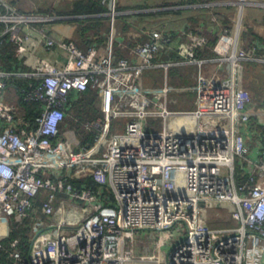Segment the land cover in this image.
I'll return each instance as SVG.
<instances>
[{
    "label": "built area",
    "instance_id": "built-area-1",
    "mask_svg": "<svg viewBox=\"0 0 264 264\" xmlns=\"http://www.w3.org/2000/svg\"><path fill=\"white\" fill-rule=\"evenodd\" d=\"M100 2L109 17L106 42L83 48L31 28L49 16L0 0V45L10 42L18 62L10 70L0 65V215L30 216L35 197L45 196L27 261L15 264H264V144L254 153L245 136L252 116L264 124V109L252 108L249 91L236 83L239 61L252 59L259 42L246 44L240 4L211 57L198 55L201 31L173 37L151 29L145 39L119 42L126 54L117 58L118 0ZM161 51L176 59L156 62ZM174 63L197 66L193 109L169 104ZM155 66L163 81L147 91L140 78ZM10 76L34 79L21 96L39 105L32 119L6 99ZM88 89L101 110L90 123L97 133L75 149L59 127L71 94ZM86 175L101 189L67 182ZM216 220L224 224H210Z\"/></svg>",
    "mask_w": 264,
    "mask_h": 264
},
{
    "label": "trees",
    "instance_id": "trees-1",
    "mask_svg": "<svg viewBox=\"0 0 264 264\" xmlns=\"http://www.w3.org/2000/svg\"><path fill=\"white\" fill-rule=\"evenodd\" d=\"M18 0H11V3L17 6ZM196 2L207 1V0H194ZM210 1V0H208ZM213 1V0H211ZM47 5H43L37 7L33 10H30V6L28 8L20 7V11L24 13H32L44 16H50L48 20L45 21H36L31 22L30 26L34 30H38L39 27L44 26L48 34H52V27H49L50 23L52 24H72L78 27L79 34L73 35L71 38H67L65 40H72L78 46L86 48L89 45L93 44H105L108 31H109V17L105 14L106 6L100 2V0H70V2L65 3L67 6L55 8L53 4L46 3ZM119 10L122 11L121 6H118ZM29 9V11H26ZM199 9V8H198ZM201 9H205L202 13L201 17L212 23L221 22L222 25H227L230 23V15L225 13H220L219 5L217 4H208ZM177 15H180L182 10H176ZM159 12H151L139 15V18L142 17H152L157 15ZM166 13V12H163ZM58 16H63L59 18ZM194 15L184 16L183 20H191L196 21L194 19ZM119 22L122 21L123 24L120 25V30L123 32L125 29L131 26V23L128 22L124 14L118 15ZM144 19V18H143ZM127 22V23H126ZM139 22V21H138ZM139 26V25H137ZM166 27V26H165ZM163 26H160L159 29L162 30L166 34H170L171 36L175 37L178 36L176 34H171L167 31ZM197 31V30H196ZM124 33V32H123ZM249 32H245V36H247ZM218 33H212L211 35L207 34V42L205 44V49L198 51V55L207 58L214 55L211 48L215 43ZM251 34V33H249ZM125 35L121 34L118 40L114 42V53L115 56L118 58L120 56H124L126 51L121 49L119 46V42L125 40ZM255 41V37L252 36L248 45ZM261 43L264 42V39L259 40ZM125 42V41H124ZM130 44V43H127ZM171 54L170 52H168ZM174 56V55H173ZM175 57V56H174ZM18 62L15 60L14 57V47L13 45L8 42L7 40L4 41L0 45V65L5 70H10L16 68ZM175 69V68H173ZM169 74H171V70L169 69ZM8 80V93L10 90L13 91V96L11 98L12 103H16L19 108L16 110L20 113V116H24L25 118L32 119V117L38 112L39 105L37 102H25L22 99V87L30 88L32 85L35 84L33 78H25L21 76H10L7 78ZM73 99H71L65 109L64 118L59 127V133L63 135L69 142H71L75 149H79L83 146L91 145L96 137V130L94 128H79V124L73 121V117L75 115L80 116L84 114L86 109H91L89 115H87L86 119H94L99 114V106L96 105L97 100V93L92 89H88L83 93H72ZM85 119H81L82 121ZM83 121V122H84ZM86 122V121H85ZM251 128L260 130V132L264 135V124H260L256 121L255 117L252 116L250 119ZM75 131H78L80 135H74ZM77 136L78 138H76ZM72 140V141H71ZM242 172L237 167V178L238 179H245L244 175H241ZM67 182L73 184V186L78 190L83 186L90 187L95 191L101 189L98 182L90 176H74L72 178L68 177ZM105 193H110V189L108 186L103 187ZM45 198L44 194H40L34 199V210L33 214L27 217H21L19 215H0V264H15L19 262H26L27 261V254L31 244V237H30V230H31V223L35 220H42L44 219L45 215L41 211V204L43 199ZM16 242L13 246L12 243ZM14 252L19 253V258L13 256Z\"/></svg>",
    "mask_w": 264,
    "mask_h": 264
},
{
    "label": "crops",
    "instance_id": "crops-1",
    "mask_svg": "<svg viewBox=\"0 0 264 264\" xmlns=\"http://www.w3.org/2000/svg\"><path fill=\"white\" fill-rule=\"evenodd\" d=\"M119 1V0H118ZM150 1H157V0H121L118 4L121 6V11L124 16L129 19L130 16H133V18H138L139 15L145 14V13H151V12H159L157 15L152 16L151 20L145 21L142 26H137L135 25V29L133 31H126L125 29V41L126 43H131L135 42L137 40H142L145 39L148 36V32L151 29H159V28H153V26L160 27L163 26L167 31H169L171 34H176L179 35L180 33L183 32H195L201 31L203 36L205 37V40L207 42V34L211 35L212 33H218L220 29L224 26L222 25L221 22H208L204 20L201 15L204 12L205 9H201L202 7L208 5V4H213V3H203V2H196L194 0H177V2H182V3H192V4H186L183 6H177V7H163L160 4V2H164V0H158L155 2L158 7H150L148 4ZM215 1V0H214ZM160 3V4H158ZM219 5V12L220 13H225V14H231L235 15L238 11V3L236 0H219V3H215ZM199 8V9H198ZM176 10H182L180 15H177ZM166 12V13H163ZM120 13V14H121ZM242 18H243V24L245 27V31L249 32L251 34H247V41L246 44L250 41V39L255 37V41L259 42L258 44V49L256 51V55L252 59L248 60H241L238 63V67L236 69V83L239 86H242L246 88L252 98V104L251 107L254 109H264V104H262L261 101L259 102H254V95L255 91L258 89L257 87L253 86L250 84L251 81L248 80V75H253L256 74L257 72H263L264 69V47L261 45V39H264V0H249L247 4L244 5L242 8ZM192 16L194 15L197 20L192 21L191 20H183L182 18L185 16ZM162 16H167V20L160 25V21H157V24H154L156 20H159L157 18H161ZM173 20V23H170L171 18ZM145 17H142V19ZM177 18V22L174 23V20ZM62 25H57L52 27V33L59 39H67L70 38L71 36L73 37V28L74 25L71 24H65V23H60ZM119 24H122V21L120 20ZM133 28V27H130ZM71 37V38H72ZM71 40V39H70ZM206 44V43H205ZM205 44L201 46V50L205 49ZM206 58V57H205ZM174 60L176 57L173 56V54H169L167 51H161L160 54H158L155 57L156 62H162V61H167V60ZM193 68L195 71H193V74H196V68L193 66H190L188 64H178L174 63L171 67L170 70L172 71L173 68H185V67ZM216 66L214 64H208L207 69H212L215 68ZM188 72L191 73L190 70ZM163 79V69L161 66H155L153 68H146L143 70L140 82L145 90H149L150 87L159 85ZM196 81V80H195ZM196 83V82H195ZM194 83V84H195ZM196 85V84H195ZM179 85H177L173 89H177ZM181 88V85L179 86L178 89ZM194 88V85L188 86L186 85L184 87L185 91L192 90ZM183 90V89H182ZM253 93V94H252ZM14 93L10 92L8 95H6V99L11 102L12 95ZM245 133V132H244ZM247 144L250 146V148L253 150L255 153L259 147H261L264 144V135L260 132V130L256 129H251V132L246 131L245 133Z\"/></svg>",
    "mask_w": 264,
    "mask_h": 264
},
{
    "label": "rangeland",
    "instance_id": "rangeland-1",
    "mask_svg": "<svg viewBox=\"0 0 264 264\" xmlns=\"http://www.w3.org/2000/svg\"><path fill=\"white\" fill-rule=\"evenodd\" d=\"M157 1H150L146 5H149L152 8L158 7V5L155 3ZM248 1L249 0H243L244 3L242 4L241 2H239V0H236V2L238 4H240V6L242 5L241 8H243L244 5L248 3ZM17 2L18 3H17L16 7H18L19 9H20V7H22L24 9V8H28V6H30V10H33V9H35L37 7H40V6H43V5H47L46 3H51V4H53V7L58 9L60 7L67 6V4H65V3L70 2V0H18ZM119 2H121V0H119L117 3L120 4ZM201 2L215 4V3H219V0H215V1L214 0L213 1H211V0L208 1L207 0V1H201ZM160 3H163V4H160ZM160 3H158V4H160L163 7H166V6L167 7H169V6L177 7V6H183V5H186V4H192V3L177 2V0H164V2H160ZM26 11H29V9H26ZM228 15H230L231 18L233 16L231 14H228ZM58 17L61 18L63 16H58ZM241 17H242V14H241ZM151 19H152V17H145L144 19H142V18H139V17L138 18H133V16H130L128 22L130 21L129 22V23H131L130 27H133V28L129 27V28H127L126 31H128L130 29H131L130 31H133L135 29V25L134 24H136V25L140 24V26H142L145 21H148V20H151ZM157 19H159V20H156L154 22V24L158 25L157 21H160L161 22L160 25H162L167 20V16H162L161 18H157ZM175 22H177V18L174 20V23ZM170 23H173L172 18H171ZM59 25H62V24H59ZM54 26H56V24H52L51 25V23H50V25H49V27H54ZM153 28H159V27L153 26ZM125 32H124V34H126ZM78 34H79V29H78L77 26L74 25L73 35H78ZM52 35H53V33H52ZM190 66H193L194 68H196V73H197V66L196 65H190ZM188 70H190L191 73L188 72ZM193 71H195L193 68L191 69V68H189L187 66L184 69L183 68L173 69L171 71V74L168 75L167 81H168V84L172 88V90L169 93V100H170L169 104L171 105V108L175 107V108H180V109H193L196 106V102H197V100H196V90H195L196 74H193ZM219 71L221 72V70H219ZM263 72H264V69H263ZM248 80L251 81L250 82L251 85H253V86L258 88L255 91V95L253 97L254 98V102L255 101L256 102L261 101L262 104H264V74L262 72H257L256 74H253V75L250 74V75H248ZM162 81H163V79H162ZM177 85H179V86L181 85V88L178 89L179 88V86H178L177 89H173ZM186 85H188V86L194 85V88L192 90L185 91V89H183V88ZM10 92H13V91L10 90ZM90 112H91V109H86L84 111V114L81 115L85 119L86 122L84 120L80 121L83 118H81L78 115H75L73 117V121L77 122L79 124V128L81 127L80 129H82L84 127L86 129L88 128L89 129L88 131H90V126H91L90 123L92 122V120L96 119V117H98L100 115L101 110L99 109V114L94 119H86L85 117L87 115H89ZM126 121H127V119H123L122 120V122H121L122 128L125 127ZM176 121L179 123V121H181V119H176ZM92 128H94L96 130V132H97V129L95 127H92ZM74 135L78 136V135H80V133L78 131H75ZM77 136H75V137L78 138ZM219 221L220 220H216L214 222L211 221L210 224H218L219 225ZM220 222H221V224H224L223 221H220ZM148 244H151V243L147 242L146 245H148ZM165 248L166 247H163V249H165ZM150 249H152V246H151ZM150 249H147V251H150Z\"/></svg>",
    "mask_w": 264,
    "mask_h": 264
},
{
    "label": "water",
    "instance_id": "water-1",
    "mask_svg": "<svg viewBox=\"0 0 264 264\" xmlns=\"http://www.w3.org/2000/svg\"><path fill=\"white\" fill-rule=\"evenodd\" d=\"M199 205L203 206V207H214V208H219V207H228L230 210L233 209V205L224 202V201H219V200H201L199 201Z\"/></svg>",
    "mask_w": 264,
    "mask_h": 264
},
{
    "label": "flooded vegetation",
    "instance_id": "flooded-vegetation-1",
    "mask_svg": "<svg viewBox=\"0 0 264 264\" xmlns=\"http://www.w3.org/2000/svg\"><path fill=\"white\" fill-rule=\"evenodd\" d=\"M243 3H244V2H243ZM243 3H242V4H243ZM241 6H242V5H241Z\"/></svg>",
    "mask_w": 264,
    "mask_h": 264
},
{
    "label": "bare ground",
    "instance_id": "bare-ground-1",
    "mask_svg": "<svg viewBox=\"0 0 264 264\" xmlns=\"http://www.w3.org/2000/svg\"><path fill=\"white\" fill-rule=\"evenodd\" d=\"M241 3H243V2H241Z\"/></svg>",
    "mask_w": 264,
    "mask_h": 264
}]
</instances>
